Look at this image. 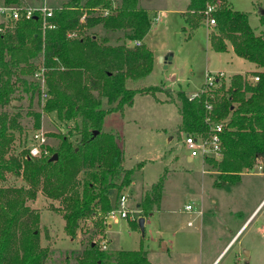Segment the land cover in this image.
Masks as SVG:
<instances>
[{"label":"trees","instance_id":"trees-1","mask_svg":"<svg viewBox=\"0 0 264 264\" xmlns=\"http://www.w3.org/2000/svg\"><path fill=\"white\" fill-rule=\"evenodd\" d=\"M138 1L115 0L112 8L108 0H70L44 19L52 29H42L38 12L29 19L0 23V180L9 173L25 185L0 189V264H150L142 249L100 248L107 227L104 218L116 203H111L109 191L128 187L134 171L123 167L118 136L102 132L101 124L106 115L130 108L135 95L174 105L179 123L172 134L177 137H206L210 125H221V158L205 159L218 183L233 184L253 166H260L264 174V17L260 18L263 31L255 34L247 14L231 9L228 0L217 1L215 25L207 36L210 49L224 53L229 45L236 58L258 69L254 72L258 81L248 82L241 74L232 75L227 84L223 78L216 79L212 87L201 86L203 91L188 100L181 90H164L163 82L139 84L151 73L154 56L142 44L152 20L137 6ZM206 1H188L189 26L202 25ZM2 3L17 5L18 0ZM94 9L110 12L103 16ZM95 27L104 35L88 32ZM39 66L45 69L47 94L41 112L30 108L33 97H39L31 80ZM23 97L28 101L24 116L31 118L33 131L39 129L40 113L54 114L57 121L71 124L66 134L54 136L58 140L54 148L46 146L45 157L28 158L26 149L8 155L23 127L21 109L7 108ZM163 180L164 175L140 195L139 218L158 210ZM37 193L59 203L63 231L69 239L75 238L81 223L90 221L99 240L89 239L80 250L42 247L39 216L26 206ZM137 220H128L129 225L138 228Z\"/></svg>","mask_w":264,"mask_h":264},{"label":"rangeland","instance_id":"rangeland-1","mask_svg":"<svg viewBox=\"0 0 264 264\" xmlns=\"http://www.w3.org/2000/svg\"><path fill=\"white\" fill-rule=\"evenodd\" d=\"M2 1L0 5H3ZM68 1L18 0L17 6L52 10ZM78 1L83 3L86 0ZM182 1H138L137 6L144 9L152 20L144 44L154 56L151 73L139 84L155 86L163 82L164 90H181L190 96L203 85L205 72H222L224 84L235 74L246 75L250 82L251 76L255 75L252 66L234 57L229 50L215 53L210 49L207 36L212 28L206 30L203 20L202 25L191 27L173 13L162 16L161 10L181 7ZM228 3L231 9L247 14L248 25L255 34L263 31L260 18L264 17V0H228ZM2 23L6 24V21ZM88 32L104 35L99 27ZM168 54L166 63L155 58ZM27 106V98L23 97L21 101H12L7 108L8 111L17 107L21 109L19 123L23 127L22 134L15 135L8 155L19 154L29 142L33 130L31 118L24 116ZM30 106L41 112L42 103L36 95ZM40 114L39 129L45 134L47 147L54 148L58 142L54 136L66 134L71 124L57 121L51 113ZM104 118L107 119H104L102 131L118 136L123 167L134 169L128 187L109 193L112 204L115 203L114 197L127 195L129 214L127 219L107 221L110 226L104 229L103 236L107 250L142 249L150 264H264V174L257 170V166L244 171L233 184L218 183L216 173L206 161L193 158L187 162L188 151L182 144L183 135L172 134L179 123L175 106L157 103L150 96L135 95L130 108ZM70 140L73 142L74 137ZM162 175L158 210L143 219L141 233L138 228H132L128 220L139 219L135 205L140 195ZM23 186L20 177L9 173L0 180V189ZM26 206L39 216L37 229L42 247L59 251L80 250L89 239L99 240L92 233L94 228L90 221L81 223L75 238L69 239L63 231L59 203L40 193L33 201H27ZM186 206L191 210L186 211Z\"/></svg>","mask_w":264,"mask_h":264},{"label":"built area","instance_id":"built-area-1","mask_svg":"<svg viewBox=\"0 0 264 264\" xmlns=\"http://www.w3.org/2000/svg\"><path fill=\"white\" fill-rule=\"evenodd\" d=\"M112 4V8L115 7V0H108ZM218 0H207L203 11H202V20L204 21L203 26L206 30H209V28H213L215 25V19L213 17V13L216 9ZM94 11L99 12L101 15L106 16L110 11L108 9L100 10V9H94ZM34 12H38L42 15L43 21H42V29H52L54 26L52 24H47L45 22V18H49L51 15V10L47 9H26L23 7H19L16 5H0V17L4 19V21L8 20H17L20 17H23L24 19H29L31 15ZM84 20V15L80 17V22ZM134 46H139V42L133 43ZM44 71L45 69L42 66H39L31 75V80L36 85V89L38 91V98L40 102L43 104L44 101L47 99L46 94V86H45V80H44ZM204 87H212L215 83L216 79L223 78V73L217 72L214 74L205 72L204 73ZM250 81L252 83L258 81V76L254 75L251 76ZM203 89H199V91L194 94L187 96L188 100L193 99L196 97L199 93H201ZM205 109L207 111L211 110L210 105H206ZM208 122V118L205 120ZM221 132V125L215 124L210 125L209 127V133L206 137H198L193 138L187 135H183L182 144L188 151V156L190 158H198L201 162L205 161L207 158H212L215 160H219L221 158V143H220V134ZM46 138L45 134L42 132L41 129L33 131L29 136V142L26 145V151H27V157L28 158H40L45 157L48 155V151L46 149ZM257 170L260 171V166L256 167ZM186 211H190L191 208L189 206L185 207ZM129 212L126 209V196L120 195L115 203V208L110 210L105 218H104V224L107 225V221L116 222V220L119 219H127ZM108 226V225H107ZM100 248L102 250L106 249V243L105 241H102L100 243Z\"/></svg>","mask_w":264,"mask_h":264},{"label":"crops","instance_id":"crops-1","mask_svg":"<svg viewBox=\"0 0 264 264\" xmlns=\"http://www.w3.org/2000/svg\"><path fill=\"white\" fill-rule=\"evenodd\" d=\"M188 1L189 0H183L182 1V3H181V7H170V8H165V9H163V10H161V12H162V16L163 17H166L168 14H170V13H173L174 15H178L180 18H181V20L184 22V24L185 23H187V24H189L188 23V17H187V14H186V11H185V7H186V5H187V3H188ZM17 6V5H16ZM20 6V5H19ZM4 21V19L2 18V17H0V23H2ZM145 38V37H144ZM142 43L144 44V39L142 40ZM145 45V44H144ZM146 46V45H145ZM146 48L147 49H149L147 46H146ZM150 50V49H149ZM231 51V47L229 46V45H227V50L226 51ZM151 51V50H150ZM231 53H232V51H231ZM169 55L170 54H168V55H158L157 57L155 56V58H158V61L160 62V63H166L167 61H168V57H169ZM232 55H233V53H232ZM234 56V55H233ZM235 57V56H234ZM248 65H250V66H252L253 68H254V70H253V72H255V71H258V69L254 66V65H252V64H250V63H247ZM222 73V72H221ZM241 75H243V74H241ZM202 86V85H201ZM201 86H200V88H201ZM199 88V89H200ZM196 94V93H195ZM112 114V113H111ZM111 114H108V115H111ZM108 115H106L107 117H108ZM104 119H107V118H104ZM104 119H103V121H102V124H101V131H102V128H103V125H104ZM102 132H104V131H102ZM105 133H107V132H105ZM170 137H172V136H170ZM169 137V138H170ZM169 138H167V139H169ZM186 159H187V162H191L192 161V159L193 158H190L189 156H187L186 157ZM110 192H114V191H109V193ZM126 196V200L128 199V197H127V195H125ZM108 197H109V199H110V201L113 199V198H111L110 196H109V194H108ZM116 197H114V199H115ZM116 202V201H115ZM135 208H136V205H135ZM135 214H138V210H137V208H136V211H135ZM110 225H108L107 227H109ZM106 242V241H105ZM150 263V262H149Z\"/></svg>","mask_w":264,"mask_h":264},{"label":"water","instance_id":"water-1","mask_svg":"<svg viewBox=\"0 0 264 264\" xmlns=\"http://www.w3.org/2000/svg\"><path fill=\"white\" fill-rule=\"evenodd\" d=\"M264 13L262 12V15H263ZM55 155L54 156H52L51 158H50V161L51 160H55ZM143 223H144V220L142 219V218H139L138 220H137V225H138V229H139V231L142 233L143 232Z\"/></svg>","mask_w":264,"mask_h":264}]
</instances>
